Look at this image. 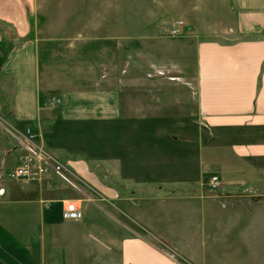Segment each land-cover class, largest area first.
I'll return each instance as SVG.
<instances>
[{
  "label": "crops",
  "instance_id": "obj_1",
  "mask_svg": "<svg viewBox=\"0 0 264 264\" xmlns=\"http://www.w3.org/2000/svg\"><path fill=\"white\" fill-rule=\"evenodd\" d=\"M35 1L0 0V55L5 53L4 59L0 56V92L13 124L32 128L41 145L48 133H41L42 127L59 116L41 105L48 101V78L42 76L38 45L31 37L47 35L49 27L36 28ZM81 2L110 5L115 0ZM231 2L237 25L244 21L264 26V0ZM38 13L41 18L73 21L63 32L78 37L73 52L95 48L96 62L78 55L72 65L93 68L86 74L92 88H84L82 70H74L71 80L60 78L72 87L63 88L60 118L63 123L102 122L105 171L103 184L96 173L78 168L38 181L9 180L6 173L20 149L5 150L0 135V264H97L96 259L102 264H180L176 253L148 237L172 244L179 217L187 228L203 230L205 213L219 206L206 203V174L219 177L215 200L264 197V40L197 41L192 82L153 74L129 76L128 62L116 65L107 54L111 47L104 49L113 34L127 35L122 26L112 28L105 21L122 18L76 10L54 17ZM97 19L98 26L91 23ZM136 29L144 35L143 28ZM119 45L128 50V45ZM152 65L159 68L154 59ZM191 94L194 112L185 113ZM117 131L120 140L113 134ZM190 131L195 133L190 140L175 135ZM115 149H120L119 155ZM180 195L183 205L176 203ZM68 202L76 203L80 220L62 219ZM240 208L220 204L223 212L231 213L234 225L241 218ZM247 211L252 212L247 227L264 228V205H248Z\"/></svg>",
  "mask_w": 264,
  "mask_h": 264
},
{
  "label": "rangeland",
  "instance_id": "obj_2",
  "mask_svg": "<svg viewBox=\"0 0 264 264\" xmlns=\"http://www.w3.org/2000/svg\"><path fill=\"white\" fill-rule=\"evenodd\" d=\"M65 1H35L37 17L34 22H36V28L49 27L47 35L31 37L32 40H36L38 45V56L44 68L42 69V76L48 78L49 93L46 95L48 101L44 100L41 105L43 108H47L51 115L59 116L58 121L55 119L50 122L51 124L48 122L42 127L41 133L43 131L48 133H44V139L42 138L40 146L54 164L61 166L57 172L51 173L71 172L78 168V170L96 173L100 178L98 182L101 184H103L105 171L103 144L106 140L102 122L78 120V122L63 123L60 118L62 116L60 109L62 105L61 97L64 94L63 88L68 91H71L72 88L71 85H63L64 78L71 80L73 79L72 72L74 70H82L83 76H80V78L81 81H85L84 88L93 87V84L87 83L89 77L86 76L91 70L93 71V68H87L86 64L76 67H72V65L75 66V61L80 59L77 58L78 55H81L85 60L90 58L91 61L96 62L95 48H91L92 51L89 53L88 51L73 52V39L78 37L63 35L65 29L70 27L73 21L70 19L41 18L38 12L46 11L54 17L58 13H69L76 10L79 13L88 11L105 13V15L113 14L118 18H122L105 21L112 28L122 26L127 30V35L113 34L110 44H106L104 49L111 47L110 53L107 51V54L111 55V61L115 62L116 65L121 62H128L129 76L153 74L181 78V81L185 79L192 82L195 75L194 46L197 41H216L227 44L243 40H264V26L247 25L244 21L237 25V21L235 18L233 19V14L230 11V8L233 7L231 0H115L110 5H86L82 4L81 0H79V4L73 5L71 4L72 0H67L68 3ZM179 21L183 22V26L176 36H171L169 31ZM100 22L99 19L91 21L92 24L97 26ZM137 26L144 29V35H139L136 29ZM224 32H228L229 35H224ZM137 41L140 47L138 45L136 49L135 44ZM96 43V46H98L100 42L96 41ZM17 44L18 46L21 45L20 42H17ZM119 44L128 45V50L125 51V46ZM152 44L155 47H151ZM4 54L1 53V60L4 59ZM153 59L154 65H159L156 70L152 65ZM119 61L120 63H118ZM136 65L137 70L135 69ZM60 78L63 80L61 81ZM178 85L181 84H176V86ZM191 93H193L192 88ZM180 94L178 97L183 96L182 91ZM53 99H58L59 103L50 105ZM189 101H187L189 105L182 110L185 113L186 111L194 112L192 94ZM4 103L5 95L0 92V135L3 148L5 150L20 149V153L27 148L34 149L37 144L39 145L38 138L36 137V142L33 144L26 141L24 131L30 127L15 126L7 114ZM188 117L191 120L194 119V116ZM30 129L32 130V128ZM32 132L34 133L33 130ZM113 134L116 136L115 139L120 140V132L117 131L116 134ZM180 134L185 136H180ZM35 135L37 134L35 133ZM175 135L178 138L190 140L195 136V133L192 131L176 132ZM108 140L110 139L108 138ZM145 143L144 140L143 144ZM114 152L119 155L120 149H115ZM205 176L203 186L209 197V199H206V203L210 207L212 205L219 206L218 209L213 207L205 213L203 230L200 227L187 228L185 219L179 217L176 220L175 234L170 238L172 244H159L155 243L151 237H148V239L161 249L168 248L171 252L176 253V261L180 264H264V228L259 227L254 230L246 225L249 215L252 214V212L247 211L248 205L251 206L255 203L263 206L264 197L255 198L242 195L231 201L215 200L214 198L219 194L220 186L216 190L209 188L205 183L209 174ZM68 191L74 193V190L68 189ZM176 203L183 205L185 198L181 195L177 196ZM233 203L241 206V218H239L241 222L238 223L239 219L235 218L237 225L232 224L233 219H230V212H223L220 209V204L231 205ZM99 204L103 209V202ZM181 214L184 213L177 212V215L180 216ZM98 215L101 219L102 213L100 212ZM123 220L125 219L123 218ZM135 231L146 236L144 232ZM96 260L97 264L103 263V261ZM112 263H115V261H112Z\"/></svg>",
  "mask_w": 264,
  "mask_h": 264
},
{
  "label": "built area",
  "instance_id": "obj_3",
  "mask_svg": "<svg viewBox=\"0 0 264 264\" xmlns=\"http://www.w3.org/2000/svg\"><path fill=\"white\" fill-rule=\"evenodd\" d=\"M182 26L183 22H177L169 31V34L171 36H176ZM53 100L54 102H52ZM53 100L50 102V105L59 103L58 99ZM24 137L30 144L36 142V135L30 128L25 129ZM60 168V165L54 164L51 158L45 154L40 144H37L34 149L31 150L27 148L17 155L16 163L7 171L6 177L12 181H37L42 177H46L51 172H57ZM205 183L213 190H216L220 186V180L217 175H209ZM81 218L82 212L79 210L76 203H66L62 212V219L65 221H77Z\"/></svg>",
  "mask_w": 264,
  "mask_h": 264
}]
</instances>
